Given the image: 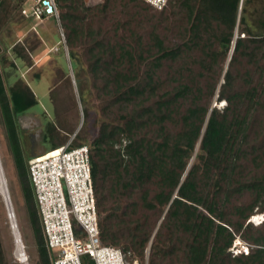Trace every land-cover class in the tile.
Returning a JSON list of instances; mask_svg holds the SVG:
<instances>
[{"label":"trees","instance_id":"16d2710c","mask_svg":"<svg viewBox=\"0 0 264 264\" xmlns=\"http://www.w3.org/2000/svg\"><path fill=\"white\" fill-rule=\"evenodd\" d=\"M25 1L0 0V112L37 264H53L29 176L30 160L43 154L28 152L20 125L39 101L23 77L8 81V65H17L1 53L2 33ZM57 2L70 54L81 50L101 115L97 134L83 141L91 113L83 109L77 129L78 105L57 94L59 79L45 139L48 151L71 139L73 147L88 144L102 243L140 264H264V223H246L264 201V24L257 33L244 15L239 21L241 0H171L159 12L170 17L171 6L167 28L144 0H128L134 10L126 21L111 14L118 0ZM17 44V57L31 65L29 50ZM78 89L86 105L82 79ZM217 93L222 109L211 106ZM241 240L251 249L234 254ZM3 248L0 235V264H8Z\"/></svg>","mask_w":264,"mask_h":264},{"label":"rangeland","instance_id":"374dc122","mask_svg":"<svg viewBox=\"0 0 264 264\" xmlns=\"http://www.w3.org/2000/svg\"><path fill=\"white\" fill-rule=\"evenodd\" d=\"M88 6H96L102 4L104 0H84ZM33 0H26L24 5H31ZM175 3V0H173ZM23 6V5H22ZM152 11L157 13L159 23L161 27H169L171 24V6L168 12L170 17L159 12L162 10L152 7ZM111 14H115L117 18L127 20L132 14L134 7L128 3V0H118V2L112 6ZM15 21L9 25L2 33V37L5 41L1 48V53L9 57V59L16 61L17 68L8 65L7 75L8 81L14 82L18 77H23L33 88L38 98L39 103L28 110H26L20 117V125L22 138L24 139L25 148L32 154H43L50 149V143L45 139L47 124L55 117V106L52 101L53 84L60 79L59 84L56 87V92L61 97H68V103L71 100H75L80 112V123L77 127L81 128L83 120V109L87 107L91 113L90 120L84 127V130L80 132L81 139L83 141L91 140L98 132V121H95L96 116L101 115V103L96 96L89 91L90 89V77L85 74V66L81 50L78 49V58H74L70 54V47L68 44V37L65 27L62 22L59 24L54 17H47L43 19H34L22 16V11L18 8L15 12ZM241 15L247 18L248 23L252 29L259 33L263 30L264 24V0H243L239 6V21ZM166 17L170 19L166 21ZM35 28L38 32L33 30ZM46 28V33L42 29ZM241 32L239 23L236 28V35ZM52 35V36H51ZM241 35H243L241 33ZM57 39V40H55ZM169 39L176 41L175 33H169ZM18 43V44H17ZM17 44V48L25 46L29 50V55L32 59L31 65H28L22 58L17 57V53L13 50V46ZM234 45V42H233ZM61 53L62 55H60ZM79 59V60H78ZM227 67V65H226ZM37 75L40 76L38 79ZM70 80V83L68 82ZM82 79L85 84L86 96L88 103L82 105L78 80ZM223 81V77H221ZM212 107L216 106L222 109L226 106V101H218V93L212 100ZM0 158L3 164L5 175L8 182L10 195L12 197L13 206L17 215L18 226L20 235L24 244L26 245V251L30 255V263L37 264V248L34 233L30 224L29 216L24 203V198L21 191V185L16 173L14 160L9 149V144L6 137V130L1 120L0 112ZM262 160L260 165L264 163V153H262ZM195 158L191 160L190 164H193ZM258 164V168H259ZM259 175L264 174V168L258 169ZM124 205V204H123ZM258 214L261 216L259 223L251 221L252 217ZM246 223H250V228L258 226L264 223V201L258 203L255 207L254 214L251 215ZM0 235L3 243V249L5 258L8 264H17L13 258V249L15 247L14 237L10 226V221L7 214V208L2 195L0 194ZM239 243L237 247L241 248L242 244H246L243 240L236 241ZM249 251L251 247L248 248ZM150 252V246L147 248V254ZM126 260L129 264H140V260L134 256L132 252L125 254ZM147 261V259H146Z\"/></svg>","mask_w":264,"mask_h":264},{"label":"built area","instance_id":"2783aa9c","mask_svg":"<svg viewBox=\"0 0 264 264\" xmlns=\"http://www.w3.org/2000/svg\"><path fill=\"white\" fill-rule=\"evenodd\" d=\"M144 1L162 10L171 0ZM22 13L34 19L54 17L61 23L57 0H33L23 6ZM71 141L29 162L44 235L54 253L53 264H129L121 248L101 241L90 149L88 144L73 147ZM13 237L14 261L31 264L21 235L19 240L15 234ZM242 250L249 252L246 246L232 249L234 254Z\"/></svg>","mask_w":264,"mask_h":264},{"label":"bare ground","instance_id":"6f19581e","mask_svg":"<svg viewBox=\"0 0 264 264\" xmlns=\"http://www.w3.org/2000/svg\"><path fill=\"white\" fill-rule=\"evenodd\" d=\"M0 194L2 195V198L4 199L5 204H6L7 214H8V218L10 221L12 233L15 234L18 239L20 237V231H19V226H18L17 215H16V212L13 206L12 197L10 195L8 182H7V178L5 175V171L3 168L1 158H0ZM260 219H261V216L258 214H255L252 217L251 221L259 223L261 222ZM21 247H22L21 242L18 241V249H20Z\"/></svg>","mask_w":264,"mask_h":264},{"label":"water","instance_id":"95a60500","mask_svg":"<svg viewBox=\"0 0 264 264\" xmlns=\"http://www.w3.org/2000/svg\"><path fill=\"white\" fill-rule=\"evenodd\" d=\"M242 1H243V0H241V4H242ZM236 37H237V35H236ZM234 44H235V42H234ZM233 47H234V45H233Z\"/></svg>","mask_w":264,"mask_h":264}]
</instances>
